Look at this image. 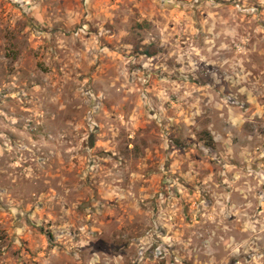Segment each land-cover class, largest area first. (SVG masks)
Wrapping results in <instances>:
<instances>
[{
  "label": "rangeland",
  "instance_id": "obj_1",
  "mask_svg": "<svg viewBox=\"0 0 264 264\" xmlns=\"http://www.w3.org/2000/svg\"><path fill=\"white\" fill-rule=\"evenodd\" d=\"M0 264H264V0H0Z\"/></svg>",
  "mask_w": 264,
  "mask_h": 264
}]
</instances>
